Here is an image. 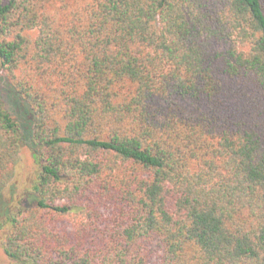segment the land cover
Instances as JSON below:
<instances>
[{"label":"trees","instance_id":"16d2710c","mask_svg":"<svg viewBox=\"0 0 264 264\" xmlns=\"http://www.w3.org/2000/svg\"><path fill=\"white\" fill-rule=\"evenodd\" d=\"M0 206L2 264H264V0H0Z\"/></svg>","mask_w":264,"mask_h":264},{"label":"rangeland","instance_id":"374dc122","mask_svg":"<svg viewBox=\"0 0 264 264\" xmlns=\"http://www.w3.org/2000/svg\"><path fill=\"white\" fill-rule=\"evenodd\" d=\"M36 170L37 164L33 156V151L28 145H25L22 150L20 162L17 165V173L14 183L17 187H13V189L19 191L28 185L29 182L35 177ZM9 193V190L5 193L6 199ZM1 209L2 208H0V212ZM6 260V256L0 246V264L6 262Z\"/></svg>","mask_w":264,"mask_h":264}]
</instances>
